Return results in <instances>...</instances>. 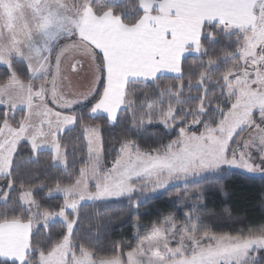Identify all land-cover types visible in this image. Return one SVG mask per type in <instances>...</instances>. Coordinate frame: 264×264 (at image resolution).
<instances>
[{
  "label": "rangeland",
  "instance_id": "rangeland-1",
  "mask_svg": "<svg viewBox=\"0 0 264 264\" xmlns=\"http://www.w3.org/2000/svg\"><path fill=\"white\" fill-rule=\"evenodd\" d=\"M92 1L0 0V67L10 73L9 81L0 86V106L7 111L0 125V178L8 175L21 142L34 152H50L54 164L65 167L57 137L75 120L61 111L87 101L96 92L100 80L97 54L103 62L105 83L90 115L105 116L111 124L131 105L127 84L180 74L176 61L177 66L170 68L157 65L160 55L156 60L152 56L158 50L153 43L156 39L152 42L151 36L144 35L147 22L140 18L134 26H124L109 10L96 16ZM97 1L109 6L122 0ZM255 10L252 32L221 29L224 35L236 34L240 48L234 56L236 69L223 79L229 109L217 111L214 125L199 134L180 131L179 137L158 153L126 144L105 173L100 169L98 129L85 128L88 165L74 184L56 187L48 194L63 198L62 209L56 214L39 212L30 191L20 194L30 228L54 221L66 227L64 239L47 255L39 256V264H252L255 251L264 248V236L244 240L212 234L197 237L192 214H184L178 225L170 217L151 224L125 254L124 262L120 258L97 260L85 251L74 254L70 248L74 221H69L67 214H74L82 204L134 193L155 195L220 169L264 175V0H255ZM163 32L155 36L163 40ZM201 32L194 35V29L188 31L189 46L179 55L181 60L202 52ZM206 36L214 39L211 33ZM181 38L179 34L172 40ZM14 61L26 66L29 81L17 78ZM17 111H23V118L13 127L10 119ZM133 227L138 234L141 226L134 223Z\"/></svg>",
  "mask_w": 264,
  "mask_h": 264
},
{
  "label": "trees",
  "instance_id": "trees-1",
  "mask_svg": "<svg viewBox=\"0 0 264 264\" xmlns=\"http://www.w3.org/2000/svg\"><path fill=\"white\" fill-rule=\"evenodd\" d=\"M139 1L122 0L108 6L93 0L91 6L96 16L109 10L121 24L131 27L142 16ZM201 33L202 52L185 56L178 76L161 75L150 82L127 84L131 105L119 112L113 124L105 116L90 115L105 83L103 62L97 54L100 80L96 92L87 101L61 111L75 120L72 127L57 137L59 147L64 150L65 167L56 166L50 152H34L27 143L21 142L12 157L8 175L0 178V224L30 222L29 213L20 203V194L25 190L31 192L39 212L56 214L62 209L63 198L48 194L56 187L74 184L80 171L88 165L85 128L98 129L100 169L105 173L126 144L147 153H158L173 143L180 131L199 134L214 125L217 111L229 109L223 79L236 69L234 56L240 43L236 34L224 35L216 24L203 25ZM206 33L214 35V39ZM13 69L20 81H29L22 62L14 61ZM9 79V71L0 67V86ZM6 112L0 106V125ZM23 114L17 111L10 119L13 127ZM184 214H192L196 220L197 237L212 234L242 240L261 238L264 236V175L220 169L155 195L134 193L120 199L82 204L74 214H67L68 220L74 221L70 248L74 254L85 251L97 260L120 258L124 262L125 254L146 235V228L169 217L178 225ZM134 223L141 226L138 234ZM65 235L66 227L59 221L31 228L23 264H39V256L51 252ZM254 256L252 264H264V248L255 251ZM0 264L18 263L0 259Z\"/></svg>",
  "mask_w": 264,
  "mask_h": 264
},
{
  "label": "crops",
  "instance_id": "crops-1",
  "mask_svg": "<svg viewBox=\"0 0 264 264\" xmlns=\"http://www.w3.org/2000/svg\"><path fill=\"white\" fill-rule=\"evenodd\" d=\"M139 9L141 21L149 24L144 35L151 36L152 42L156 39L153 43L158 50L152 56L156 60L160 55L161 63L157 65L168 68L174 66L175 61L180 65L182 56L179 55L183 51L186 53L189 46L186 37L189 30L194 29V35H198L203 25L216 24L224 30L252 32L257 20L255 0H140ZM158 31L165 32L163 40L155 36ZM179 34L182 38L178 42L172 40ZM30 232L29 223L0 224V259L24 262Z\"/></svg>",
  "mask_w": 264,
  "mask_h": 264
}]
</instances>
